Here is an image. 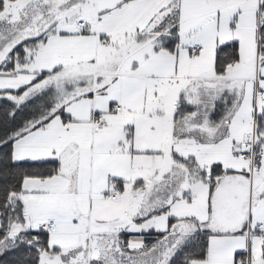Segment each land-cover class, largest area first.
Here are the masks:
<instances>
[{"label": "snow or ice", "instance_id": "obj_1", "mask_svg": "<svg viewBox=\"0 0 264 264\" xmlns=\"http://www.w3.org/2000/svg\"><path fill=\"white\" fill-rule=\"evenodd\" d=\"M0 264H264V0H0Z\"/></svg>", "mask_w": 264, "mask_h": 264}]
</instances>
